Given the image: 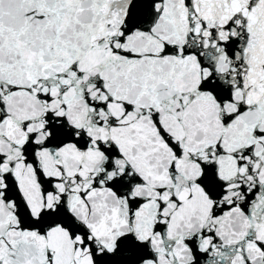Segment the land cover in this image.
Instances as JSON below:
<instances>
[{
	"label": "snow or ice",
	"instance_id": "obj_1",
	"mask_svg": "<svg viewBox=\"0 0 264 264\" xmlns=\"http://www.w3.org/2000/svg\"><path fill=\"white\" fill-rule=\"evenodd\" d=\"M0 264H264V0H0Z\"/></svg>",
	"mask_w": 264,
	"mask_h": 264
}]
</instances>
